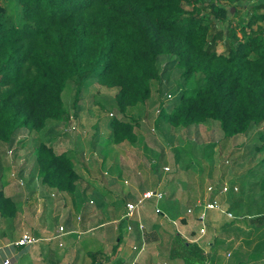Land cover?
<instances>
[{
  "label": "trees",
  "instance_id": "trees-1",
  "mask_svg": "<svg viewBox=\"0 0 264 264\" xmlns=\"http://www.w3.org/2000/svg\"><path fill=\"white\" fill-rule=\"evenodd\" d=\"M7 1L19 9V15L16 20L7 16L6 7L0 5V145L10 147L19 134L35 136L47 121L69 118L62 100L67 82L75 84V107L83 84L91 79L117 90L114 101L120 116L111 115L109 142L137 143L138 122L130 114L149 101L154 85L161 84L159 60L166 57L180 71L184 85L195 77L197 85L179 87L169 110L160 101L157 128L210 120L226 139L255 129L257 141L250 149L264 153V0ZM249 3L246 10L244 5ZM48 141L32 144L40 182L69 195L78 209L72 160L66 153L57 154ZM260 166L255 185L264 197V156ZM16 212L0 192V216L14 218ZM237 216L224 225L223 237H250L264 230L262 213ZM231 226L235 228L230 230ZM117 242L115 252L120 237ZM232 245L217 236L205 256L195 243L175 232L166 259L224 264L223 251L230 257L229 264H264V239L250 251Z\"/></svg>",
  "mask_w": 264,
  "mask_h": 264
},
{
  "label": "rangeland",
  "instance_id": "rangeland-1",
  "mask_svg": "<svg viewBox=\"0 0 264 264\" xmlns=\"http://www.w3.org/2000/svg\"><path fill=\"white\" fill-rule=\"evenodd\" d=\"M0 5L6 7L7 16L17 19L19 9H16L13 3L0 0ZM222 6L226 9L231 8L232 14L235 12L233 6L227 2H222ZM244 6L248 10L251 4ZM221 50V46H218V51ZM170 62L166 57L159 60L161 84L156 87L155 97L159 100L154 104L156 107L153 109V114L149 112L152 113L151 108L142 111L139 116L136 113L130 114V116L133 115L131 116L133 121L138 122L134 129L138 137L135 144L112 145L109 142L111 115L114 118L120 116L114 101L117 91L115 88L101 87L95 79L86 81L83 84L82 93L77 97V104L73 107L75 84L72 80L67 82L62 100L70 116L69 118L64 117L62 123L57 122L62 133L45 129L35 135L33 142L37 143L41 139L44 141L49 137L51 142L48 141L47 144L53 147L57 154L66 153L72 160L77 177L74 197L80 205L78 209L74 207L69 195L55 190L56 196L52 198L44 192L40 178L36 177L38 169L35 166V160L32 157L31 161L29 155L30 169L23 173L22 165L13 161L12 157L18 147L15 146L16 142H13L10 147L0 145L2 163L0 180L5 184L4 187L9 186L8 192L11 196L14 195L18 200L21 199V204L16 209L22 212V218L28 219L27 223L31 228L35 223L34 218L41 220L44 209L43 200L49 198L43 214L44 216L48 213L46 215L49 217L48 226L46 224L49 230L46 228V232L50 231L53 236L56 227L62 224L61 221L65 223L71 219L73 225L75 224L83 232L89 230L87 234L80 236L78 242H90L88 247L91 248V252L84 253L83 250L76 252V249H71V244L67 243V240H63L65 247L60 249V252L65 256L60 255V258L65 264L73 261L77 264H90L92 257L98 262L97 264H107L112 256H115V253L111 251L118 243V237L123 242L128 240L126 239L128 225L132 226L128 246L137 245L135 244L137 242L135 233H133L137 229V223L134 219L123 220L122 214L125 212L127 202L136 203L146 189L160 190L165 193L163 201L157 206L170 218L168 221L163 215L155 213L154 200L145 201L141 205L139 218L145 226L146 247L151 246L152 248L150 253L152 260L157 258L156 254L159 250L163 253L164 260V253L175 232H178L183 239L195 243L202 249L205 256L209 255V246L217 236L226 242H233L234 249L242 247L245 251H250L256 241L264 239V230L250 237L244 235L233 236L230 239L223 237L222 229L231 221L216 211L206 213L207 217L204 221L206 233L203 237H198V230L201 226L197 220L198 210L195 208L198 202L205 205L210 199H214L224 209L231 210L237 215L251 216L255 213H262L264 216V197L255 185L259 181V176L256 174L261 170L260 164L264 153H256L250 149L252 143L257 141L254 135L255 129L245 135L226 139L219 126L210 120L188 127L174 128L163 124L157 128L154 121L158 114L159 101H163L164 108L169 110L170 100L179 87L193 88L197 85V77L184 85L180 71L170 65ZM140 108L146 109L147 107L140 106ZM126 115L129 116L128 113ZM80 120L82 124H79ZM95 124L99 129L97 132H94ZM97 133L102 137L101 144L97 143L99 136ZM25 136L28 134H19L18 139L25 140ZM251 138H254L253 141ZM107 141L110 144L107 145ZM109 151L110 154H104ZM21 153L24 154V152ZM22 163L24 165L26 161ZM17 172L18 174L22 172L27 182L32 179L34 183L31 182L35 191L32 203L24 200L28 196L27 188L25 182L23 183L16 177ZM224 184L228 185L230 190L220 194L219 190ZM208 187H212L214 192L207 193ZM233 187H236L237 191H233ZM40 199L43 200L40 201ZM188 209H192L193 213L187 214ZM172 220L177 222L178 227L172 224ZM181 220H184V223ZM101 223L104 224L101 225ZM231 227L230 230L235 228V226ZM238 227L248 234L249 231L244 227L241 225ZM7 228H11L10 225ZM24 231L28 232V230L22 232ZM22 232L20 230L17 233ZM122 237L125 239L123 240ZM0 238H2V233H0ZM14 238L15 236H12L11 241ZM75 239L77 240V236ZM55 241L58 242V240ZM160 241L162 242L159 244ZM22 250L23 248H18L17 251ZM109 253L112 255L109 256ZM221 256L224 264H229V255L227 256L222 251ZM174 261L183 264L180 260L172 262ZM257 262L252 264H257Z\"/></svg>",
  "mask_w": 264,
  "mask_h": 264
},
{
  "label": "crops",
  "instance_id": "crops-1",
  "mask_svg": "<svg viewBox=\"0 0 264 264\" xmlns=\"http://www.w3.org/2000/svg\"><path fill=\"white\" fill-rule=\"evenodd\" d=\"M156 89H157L156 85H154L152 87L151 98L144 105V106L147 107L146 109L145 108L142 109L140 107L136 108L134 113H136L137 116H139L142 111H147L148 108H151L152 113H151V111H149V112H150V114H153V109H154V107H156V105H154V104L156 102H158V100H159L158 98L155 97L156 96V94H155ZM71 103L73 105V102H71ZM159 103H160V101H159ZM57 122L62 123L61 121H47V123L45 125V128L43 130L47 129V130L54 131V132H57V133H59V132L62 133V131L60 129V126L57 125ZM83 122H85V120ZM79 124H82L81 120H80ZM97 126L98 125L95 124V129H94L95 131L94 132L99 131ZM82 129H85V128H82ZM98 135H99L98 144H101L102 137H101L100 134H98ZM34 137H35L34 135L25 136V140L23 141V143H21V145L17 144L20 141V139L17 138V141H15L16 142L15 146H18V147L13 152L12 157H13V161H17V163H20L22 165L23 173L27 172L30 169V167L28 165L29 164L28 163L29 162V158L31 159V161H32V157L34 159L33 152L29 154L30 149H32V144H33ZM49 139L50 138L48 137V140ZM58 141H60V139H58ZM106 144L108 145L110 143L107 141ZM2 149H4V148H2ZM21 152H24V154H22ZM104 154H110V151L108 153H104ZM28 155H29V158H28ZM12 157H10V158H12ZM23 161H26V163L24 165L22 163ZM1 164L2 163H1V160H0V168L2 167ZM23 173L21 172V173L18 174V172H17L16 173V177H18L19 180H22L23 183L25 182V187L27 188L26 191L28 193V196L24 200H26V202L32 203L31 201H32V199H34V194H35L34 193L35 191L33 190V187H32V184H34V183H33L32 179L28 180V182H29L28 183L26 178L24 177ZM37 175L38 174L36 173V177H38ZM28 179H30L29 176H28ZM31 182H32V184H31ZM2 186H3V188H2ZM4 186H5V184L3 183L2 180H0V192H2L3 196L5 198L9 199L12 202V204L15 205V207L19 208V206L21 204V199L18 200V198L16 196H14V195L11 196L9 194V192H8L9 191V186H7V185H6V187H4ZM39 186H41V185L39 184ZM43 190H44L45 193H47L49 195V197L54 198L56 196V193H55L54 189H50V188H47V187L44 186ZM148 190H151V189H146V190H144V192L148 191ZM48 199L49 198H46L45 200L40 199V201L43 200V202H44V204H43L44 205V209L42 210L41 220H37V218H34L35 223H34L32 228L29 225V223H27L28 219L27 218H22L23 217L22 212H18V210H17V212L15 214L14 219H10V218H7V217H1L0 216L1 217L0 218V222H1L0 233H2V238H0V261L4 260V259H7V258H13L14 260L12 261V264H65L64 262H62V260H61L62 258H60V255H61L60 249H63L65 247L63 240H67V243L71 244L70 245L71 249L72 248L74 250L76 249V252H78L79 250H83L84 253L91 252V248L88 247L89 246L88 244H90V242H88V243L78 242V239L80 240V236L82 234H87L89 232V230L85 231L86 233L83 232L82 229L77 227L75 224L73 225L72 219L70 221L68 220L65 223H63V221H61L62 224L57 226V227L63 226L65 231L68 233L67 235L61 237L58 240V242L53 240L54 234L52 236L50 231L46 232V228L49 230V228L46 227V224H47V221L49 220V217H48V215H46L48 213H46L44 216H43V214H44L45 208L47 207V203H48L47 200ZM127 203H130V202H127ZM76 204H78V203L76 202ZM77 206L79 207L80 205L78 204ZM123 214H122V216H123ZM8 221H10V222H8ZM14 222H18V224L15 225ZM12 223L14 225H11ZM8 225H10L11 228H7ZM47 226H48V224H47ZM23 227H24V229H23ZM57 227L54 230L55 232L57 231ZM20 230H21V232L23 230H28V232L24 231V232L18 234L17 232H20ZM24 233H28V234H30L32 236H35L36 238H39V241L35 245H33V246L29 247V248H25L21 252H18L17 251L18 248H16L14 246V244L17 242V240ZM76 233H79L80 235H77ZM133 233H135V237H136V241H137L135 244L138 245L137 247H139V244L142 241H144V243H145L144 250L143 251H138V249L137 250H133V246H136L134 244L128 246V244L130 243L129 238H130L131 232H127L126 233V239H128V240H126L124 242L122 241L123 242L122 245L120 243V245H119V247H118L116 252L112 248L111 252L115 253V256H112L110 262H108L107 264H128V263H130V264H180L179 262H176V261H174V262L168 261L166 259V253H164L165 257H164V260H163V258H162L163 253L160 250L157 251V254H156L157 258L152 260L151 257H150V253L152 252V248H151V246H148V248L146 247L147 245H146V240H145L144 233L138 232L137 229H135V231ZM12 236H15V238L11 241ZM75 236H77V240L75 239ZM124 237H122V239ZM131 238H133V237H131ZM161 242L162 241H160L158 243L160 244ZM60 243H62V246H59ZM52 250H53V252H52ZM14 254L16 256H14ZM29 254L31 256H28ZM53 255H55V257H53ZM110 255H112V254L109 253V256ZM64 256H65V254L61 255V257H64ZM97 263H98L97 261H94V257H92V261H91L90 264H97ZM70 264H77V263L73 261Z\"/></svg>",
  "mask_w": 264,
  "mask_h": 264
},
{
  "label": "built area",
  "instance_id": "built-area-1",
  "mask_svg": "<svg viewBox=\"0 0 264 264\" xmlns=\"http://www.w3.org/2000/svg\"><path fill=\"white\" fill-rule=\"evenodd\" d=\"M237 188L236 187H233V191H237L236 190ZM229 186L224 184L222 186V188L219 190V193L220 194H224V193H227L229 191ZM214 192V189L212 187H208L207 188V193H213ZM164 196H165V193H163L162 191L160 190H149V191H146L144 192L141 197L138 199V201L136 203H127L125 205V212L122 216V219L123 220H130V219H134L137 223V230L138 232L140 233H144V228L145 226L143 225V223L141 222L140 218H139V211L141 209V205L145 202V201H149V200H154L155 203H156V206H155V213L156 214H161L163 215V217L166 219V220H170V218L167 216L166 213H164L158 206L157 204L161 201H163L164 199ZM197 210H198V213H197V220L199 221L200 223V227H199V230H198V237L201 238L205 235L206 233V228H205V225H204V221L206 220V213L207 212H213V211H216V212H219L221 213L222 215H224L227 219L229 220H233V219H236V216L233 215V213H231L228 209H224L216 200L214 199H210L209 202H207L205 205H203L201 202H198L197 203V207H195ZM187 214H192L193 213V210L192 209H188L186 211ZM79 220V218H78ZM172 224L175 226V227H178V224L175 220H172ZM132 231V226L131 225H128L127 226V232H131ZM68 233L65 231L64 227L63 226H59L57 228V231L55 232L54 236H53V239L55 240H59L61 237L67 235ZM77 235H80L79 233H76ZM39 241V238H36L35 236H32L30 234H23L18 240L17 242L14 244V246L16 248H29L33 245H35L36 243H38ZM59 246H62V243L59 244ZM138 245L136 246H133V250H137L138 251H143L144 250V246H145V243L144 241H142L140 244H139V247H137ZM14 256H16L14 254ZM14 259L13 258H7V259H4V260H1L0 261V264H12V261Z\"/></svg>",
  "mask_w": 264,
  "mask_h": 264
}]
</instances>
